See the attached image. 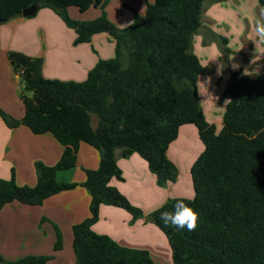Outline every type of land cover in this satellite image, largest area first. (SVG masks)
Masks as SVG:
<instances>
[{"label":"trees","instance_id":"1","mask_svg":"<svg viewBox=\"0 0 264 264\" xmlns=\"http://www.w3.org/2000/svg\"><path fill=\"white\" fill-rule=\"evenodd\" d=\"M107 1L0 0V25L37 4V9L51 8L74 29L75 44L88 42L99 32L115 41L113 57L98 60L80 82L45 78L41 58L13 50L6 53L31 96H22L20 121L2 110L1 118L8 127L22 124L34 134L48 132L64 149L52 165L34 163L32 186L18 185L13 177L0 178V207L12 201L41 204L74 188L77 183L58 182L56 174L76 164L78 147L85 143L97 150L99 162L95 169H83L79 185L89 194V215L72 225L71 264H153L146 250L121 246L91 226L101 205L123 208L133 219L143 216L109 185L112 178L122 179L116 151L122 156L139 154L162 186L177 176L167 147L181 125L192 123L204 146L190 167L194 194L185 200L199 215L197 228L166 226L159 211L148 214V219L166 236L173 264H264V71L231 72L222 125L216 130L201 109L196 81L204 68L191 51L205 0L147 2L144 13H134L125 27L108 20ZM258 3L264 5V0ZM71 5L79 11L97 7L101 13L77 21L67 15ZM166 201L161 211L171 210L174 201ZM61 246L56 232L53 249ZM48 258L28 255L15 262L45 264Z\"/></svg>","mask_w":264,"mask_h":264},{"label":"crops","instance_id":"2","mask_svg":"<svg viewBox=\"0 0 264 264\" xmlns=\"http://www.w3.org/2000/svg\"><path fill=\"white\" fill-rule=\"evenodd\" d=\"M260 7L264 5H260L258 0L203 2L201 23L192 36L191 51L197 55L204 68L196 81L201 109L205 120L214 124L216 130L222 125V114L227 102V96L222 92L231 72L239 70L243 74L255 75L264 71H260V68H264L261 67L264 63V43L254 41V26L259 19ZM69 14L73 13L69 10ZM44 15L55 19L49 11L39 8L33 18L20 15L0 25V106L15 120L20 121L23 110L17 113L20 111L9 106L22 103V96H18L21 81L7 60L8 51L43 57V77L75 82L83 81L98 60L109 59L114 55L115 41L108 33H95L88 42L75 45L73 40L76 34L72 29L64 28L62 24L56 27L55 23H48ZM98 15L95 13L90 18L94 19ZM107 16L117 27H125L133 19L132 14L120 6L116 14L107 9ZM221 38H225V42ZM47 47L50 51L46 50ZM181 132L192 134L194 139L200 140L198 130L192 123L181 125L176 137ZM173 141L166 153L176 166L177 176L164 187L156 183L147 162L139 154L122 156L119 150L116 151L115 160L122 179L112 178L109 185L139 208L143 216L133 219L123 208L101 205L98 218L91 226L94 232L107 235L121 246L146 250L153 264H173V261L166 236L147 219L148 213L171 197L193 196L190 167L204 147L201 140H195L197 151L189 159L181 160L171 150L175 143ZM63 149V145L50 133L34 134L22 124L8 127L0 117L1 179L13 177L18 185L32 186L36 182L34 163L52 165L59 159ZM98 162L97 150L81 143L76 164L56 174V179L60 178L61 182L77 183L74 188L51 195L41 204L12 201L0 207V255L7 261L0 264L10 261L17 264L15 261L23 256H39L43 253L44 243H47L48 248L54 238L50 230L51 221L60 228L65 223L71 231L73 224L89 215V194L79 184L84 179L83 169H95ZM181 163L185 166L183 170L180 169ZM72 262L70 260V264Z\"/></svg>","mask_w":264,"mask_h":264},{"label":"rangeland","instance_id":"3","mask_svg":"<svg viewBox=\"0 0 264 264\" xmlns=\"http://www.w3.org/2000/svg\"><path fill=\"white\" fill-rule=\"evenodd\" d=\"M150 1L152 2V0H150ZM134 2H137V1L136 0H108L107 3L104 6L105 15L108 18V16H107V9H108V12L111 11L112 14L113 13L116 14V10H117L118 6H120L121 8H123L125 11H128L129 14H132V17L134 16V13H137V14H140L141 15V14L144 13L145 5H146L147 2H149V0L146 1V2H145V0H140V2H137L138 4H132ZM142 7H143V10H142ZM40 8L49 11L54 16L55 19H52L51 17L44 15V19L48 23L53 22V23L56 24V27H57L58 24H62V26H64V28H67L69 30L72 29L74 31V29L71 28V27H69V26H67L65 24L64 20L61 18V16L58 15L55 11H53L51 8H48V7H40ZM69 10L73 14H69ZM66 12H67V15L71 19H74V20H77V21H85L87 19L88 20H91L92 18H90V17H93L95 13L96 14L99 13V15H100L101 10H100V8L91 6L90 8H88L85 11H79L76 6L71 5V6H68L67 7ZM74 14H76V15H74ZM33 15L26 16V18H28V19L33 18ZM16 17H18V16H16ZM74 17H76V18H74ZM13 18H15V17H13ZM56 18H57V20H56ZM108 20L110 22H112L109 18H108ZM38 39L39 40L41 39L40 33H38ZM82 43H86V42H82ZM73 44H75L74 43V40H73ZM77 44H81V43H77ZM40 48H41V46H40ZM46 50L47 51H50V48L47 47ZM218 51H220L219 48H218ZM28 56H30V55H28ZM31 57H39V58H41L42 65H43V61H44L43 57H40V56H31ZM222 57H224V55ZM225 58H226V56H225ZM261 67H264V63L261 65ZM262 69L264 70V68H260V71ZM222 93H223V95H226L225 94V89L223 90ZM18 94H19L18 95L19 98L21 96H31V92L28 91V90H26V89H24L21 83L19 85V92H18ZM0 107H1L0 110H2L3 112L6 111L2 105ZM9 107L12 108V109H15L16 111H20V112H17V113H22L21 111L23 110V104L21 102H19L16 106H9ZM5 113L8 115L7 112H5ZM9 118H10V116H9ZM174 140H175V143H174V146L171 147L172 148L171 150L173 151L174 156L176 158H178V159H181V160L182 159H184V160L189 159L193 155V153L195 151H197L196 150L197 148H195L196 141L200 142L199 139H194V136L192 134H189V133L185 134L184 132H181L179 134V136L176 137V139H174ZM199 153L196 155V157L199 155ZM166 155H167V153H166ZM184 168H185L184 164L181 163L180 169L183 170ZM57 181L58 182H61L60 178H58ZM166 184L162 185V187H164ZM134 219H136V218H134ZM147 219H148V217H147ZM54 223L55 222H52V221L50 222V230L53 233V237L54 238L51 241L50 245H48V248H47V243H44V249L45 250H43L44 252L41 253L39 256H47V257H49L47 259V261H46L45 264H70V260H74V255H73L72 245H71L72 233L65 226V223H64V226L62 228H60L59 226H57ZM56 232H58L60 234V236H61V244H62L61 248L58 249V250H54L53 249V244H54V242L56 240ZM30 247L32 248L34 246H30ZM23 257H25V256H23ZM4 262H7V261H4ZM10 263L14 264L13 261H10ZM10 263H6V264H10Z\"/></svg>","mask_w":264,"mask_h":264},{"label":"clouds","instance_id":"4","mask_svg":"<svg viewBox=\"0 0 264 264\" xmlns=\"http://www.w3.org/2000/svg\"><path fill=\"white\" fill-rule=\"evenodd\" d=\"M254 35L256 43H264V7L259 8V19L254 26ZM174 201L171 210H163L167 201L161 204L158 208H153L148 214L152 212H160V220L166 225L179 229H187L194 231L197 228L199 215L198 213L185 202L190 197H171Z\"/></svg>","mask_w":264,"mask_h":264},{"label":"water","instance_id":"5","mask_svg":"<svg viewBox=\"0 0 264 264\" xmlns=\"http://www.w3.org/2000/svg\"><path fill=\"white\" fill-rule=\"evenodd\" d=\"M36 10H37V4H32L30 6L24 7L21 10V15L22 16H30V15H33Z\"/></svg>","mask_w":264,"mask_h":264}]
</instances>
